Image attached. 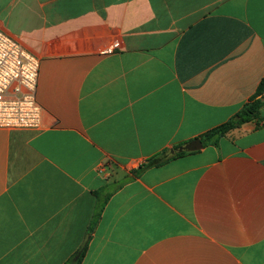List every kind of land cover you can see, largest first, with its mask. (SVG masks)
Segmentation results:
<instances>
[{
	"label": "crops",
	"instance_id": "1",
	"mask_svg": "<svg viewBox=\"0 0 264 264\" xmlns=\"http://www.w3.org/2000/svg\"><path fill=\"white\" fill-rule=\"evenodd\" d=\"M40 59L39 129H0V264H264V0H0ZM122 185L120 190L114 191Z\"/></svg>",
	"mask_w": 264,
	"mask_h": 264
},
{
	"label": "built area",
	"instance_id": "2",
	"mask_svg": "<svg viewBox=\"0 0 264 264\" xmlns=\"http://www.w3.org/2000/svg\"><path fill=\"white\" fill-rule=\"evenodd\" d=\"M40 59L0 29V129H39Z\"/></svg>",
	"mask_w": 264,
	"mask_h": 264
},
{
	"label": "trees",
	"instance_id": "3",
	"mask_svg": "<svg viewBox=\"0 0 264 264\" xmlns=\"http://www.w3.org/2000/svg\"><path fill=\"white\" fill-rule=\"evenodd\" d=\"M264 109V79L262 80L256 94L243 106L242 110L235 116L230 118L226 123L206 132L197 139H200L203 143V147L210 145L217 146L222 138H224L229 132L240 128L246 123L256 122L259 125L262 124L263 118L261 112ZM187 143L176 145L170 149H164L163 151L151 156L143 163L138 170L134 171L132 175L137 177L141 175L144 171L151 168H159L165 166L166 164L182 158L189 154H194L196 152H186L179 151L181 147ZM175 151V153H172ZM122 185L116 187L114 191L120 190ZM87 244L84 245L82 251L80 252L79 258L73 264H81L82 259L86 253Z\"/></svg>",
	"mask_w": 264,
	"mask_h": 264
},
{
	"label": "water",
	"instance_id": "4",
	"mask_svg": "<svg viewBox=\"0 0 264 264\" xmlns=\"http://www.w3.org/2000/svg\"><path fill=\"white\" fill-rule=\"evenodd\" d=\"M202 149H203L202 141L200 139H196L194 141H191V142L187 143L183 147H181L179 149V151L197 152V151H200ZM172 153H175V151H173Z\"/></svg>",
	"mask_w": 264,
	"mask_h": 264
}]
</instances>
